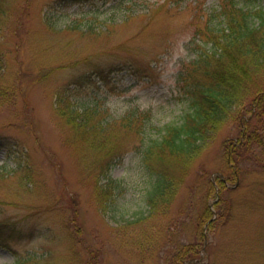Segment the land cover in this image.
<instances>
[{
	"label": "rangeland",
	"instance_id": "rangeland-1",
	"mask_svg": "<svg viewBox=\"0 0 264 264\" xmlns=\"http://www.w3.org/2000/svg\"><path fill=\"white\" fill-rule=\"evenodd\" d=\"M219 1H0L6 9L2 15L9 16L5 29L13 28L0 36L7 70L10 77L19 68L29 71L21 76L28 106L18 97L0 109V171L6 172L0 176V224L9 238L8 247L0 245V264L29 255L37 256L31 264H170L166 246L196 242L200 236L206 237L202 263L264 264V133L248 154H241L236 180L225 155L240 137V127L225 126L196 163L169 214L160 216L147 202L150 176L139 155L141 138L121 130L123 154L108 172L116 181L114 196L100 207L94 182L83 179V164L64 144L69 130L54 107L57 91L71 86L76 87L73 103L97 109L107 123L146 110H152L158 126L179 121L192 108L186 89L195 48L188 42L204 24L203 12L207 15ZM86 57L90 62L83 63ZM45 67L56 69L48 81L34 82L31 72L36 76ZM96 68H107L105 80L93 74ZM220 173H232L224 192L226 218L219 217L218 200L207 194ZM105 174L99 177L102 185ZM207 204L213 219L198 227ZM74 214L82 243L72 236ZM146 230L161 239L162 248L139 254Z\"/></svg>",
	"mask_w": 264,
	"mask_h": 264
},
{
	"label": "trees",
	"instance_id": "trees-1",
	"mask_svg": "<svg viewBox=\"0 0 264 264\" xmlns=\"http://www.w3.org/2000/svg\"><path fill=\"white\" fill-rule=\"evenodd\" d=\"M117 1L114 5L138 0ZM259 2L222 0L214 10L209 9L207 15L201 9L204 24L188 42L193 43L195 48L188 72L191 74L188 75L191 83L186 89L191 96L192 108L179 121L158 126L152 110H146L135 111L116 124L107 123L97 109L73 103L71 95L76 87L66 86L57 91L54 96L55 112L61 125L69 130V134L64 137V144L83 164V179L94 182V193L100 207L110 203L111 199L108 198L114 196L116 181L108 176V172L114 158L123 154L121 150L125 143L121 140V130L141 138L142 149L139 155L144 158L150 176L147 202L160 216L169 214L171 205L175 203L181 188L210 142L230 123L239 125L240 137L226 147L225 162L233 169L234 179L241 176L242 156L248 154L259 139L261 142L260 135L264 133V118H260L264 115V6H259ZM4 10L0 8V36L2 31L13 29L12 25L8 30L5 29L8 24L4 23V19L8 20L9 16L2 15ZM203 46H209V49L206 51ZM90 59L84 58L83 63L90 62ZM6 66L5 56L0 53V109L15 104L18 97L28 106L21 76H28L29 71L19 68L10 77V70ZM55 69L45 67L36 76L30 72L35 77L34 82L43 83L48 81ZM93 74L105 80L107 68H96ZM252 119L258 120L252 123ZM27 125L33 127L31 122ZM146 132L147 139L144 138ZM105 172L107 182L102 185L99 177ZM5 173L0 171L1 178L6 176ZM231 174L227 176L226 173H220L208 187V196L218 200L215 204L219 207L220 218L227 217L224 211L227 204L224 192L229 191L228 180ZM213 214L207 204L198 216L197 226H209ZM70 223L75 227L72 236L79 237L74 241L82 243L81 233L76 229L79 223L75 214ZM149 232L145 231V236L138 244L139 254L155 253L158 248H162L161 239L156 240ZM201 232L204 235V229ZM6 233L4 225L0 224V245L8 247L9 238ZM205 240V236H200L196 242L166 246L169 252H166V261L170 264H206L201 262L206 249ZM147 243H152L148 248L150 251L145 249ZM92 254L95 255V252ZM36 258L31 255L17 256L12 264H31ZM86 264L94 263L89 261Z\"/></svg>",
	"mask_w": 264,
	"mask_h": 264
}]
</instances>
